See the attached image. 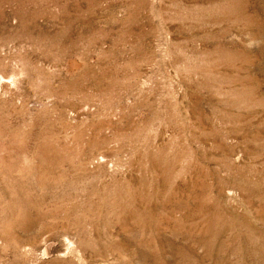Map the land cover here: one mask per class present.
<instances>
[{"label": "rangeland", "instance_id": "rangeland-1", "mask_svg": "<svg viewBox=\"0 0 264 264\" xmlns=\"http://www.w3.org/2000/svg\"><path fill=\"white\" fill-rule=\"evenodd\" d=\"M0 264H264V0H0Z\"/></svg>", "mask_w": 264, "mask_h": 264}]
</instances>
